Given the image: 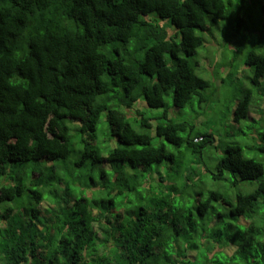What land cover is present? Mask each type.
Returning a JSON list of instances; mask_svg holds the SVG:
<instances>
[{"label": "trees", "instance_id": "trees-1", "mask_svg": "<svg viewBox=\"0 0 264 264\" xmlns=\"http://www.w3.org/2000/svg\"><path fill=\"white\" fill-rule=\"evenodd\" d=\"M257 5L254 31L246 19ZM214 30L235 53L210 60L215 77L227 73L217 84L197 73ZM223 88L231 124L227 113L203 132L177 120L173 109L209 104L208 91ZM100 137L104 149L123 145L101 154ZM164 142L218 158L181 191L113 181L107 165L138 181L136 170L176 163ZM42 160L60 168L25 179L24 164ZM54 188L64 193L41 221ZM15 215L0 229V264H264V0H0V221ZM208 223H218L212 234ZM181 242L205 250L192 260Z\"/></svg>", "mask_w": 264, "mask_h": 264}, {"label": "rangeland", "instance_id": "rangeland-1", "mask_svg": "<svg viewBox=\"0 0 264 264\" xmlns=\"http://www.w3.org/2000/svg\"><path fill=\"white\" fill-rule=\"evenodd\" d=\"M252 9L254 10V12L250 17L251 19H246L247 20V27H248L247 29L258 31V30L262 29V20H261V18L257 19V17L259 16V12H258L259 7L257 5V6L252 7ZM246 30H243L242 35L244 34V32ZM219 34H220L219 30H214L213 35L207 34V36H206V38H207L206 47H204L198 51V59L200 62V66L197 69V73L201 77H203L204 79L211 82L212 84L216 83V81L217 82L220 81V79H218V77L222 79L224 77V75L227 76L226 71H224V69H221L219 71L220 72L219 76L215 77L216 74L214 73V71H215L216 62L219 61L220 59L223 61L233 60V57L235 55L233 49L231 52L229 49L225 48V41L223 39V36L221 34V37H222V39H221ZM244 57H245L244 54H242V55H240V57L237 61L232 62L231 70H232L234 76L239 77V75H242L241 69H243L242 65H243ZM213 58L216 60V62L210 61ZM213 63H215V64H213ZM243 71H245V74H243V76H240V79L243 80V83H244L246 89H251V87H252L251 79L253 78V75H254L253 70H251L250 68H247ZM213 92H215V94L211 99L212 102L209 104H205V103L200 104L197 99H194V101L192 103L193 105L191 107L189 106L186 109V111L173 109V111L176 112V115H178L177 120L178 121H181V120H183V121H186V120L187 121H194L195 123H197L198 129L203 132V131L208 130V128L210 127L211 122L213 121L214 118H217L218 116H220L219 118L221 119L222 116H224L227 113L228 123L231 124L232 119H233V116H232L233 111L231 109H227L228 102H229L228 100L231 97L229 89H228V91H226L224 88H223V90L218 89V90H213L212 92H211V90L208 91V93L210 95ZM169 103L171 104L170 100H169ZM138 107L142 111L148 110L150 112L151 111L157 112L156 110H149V108L147 107V105H145V103H143L142 106L138 105ZM205 108L213 109L211 114L206 113V114H204L203 117H202V115L198 116V114L203 112L205 110ZM251 117L256 118L258 116L254 114V116H251ZM78 124H79V122H78ZM222 128L225 129V127H222ZM212 129H213L212 131L216 132L215 127H213ZM217 130H219V128ZM226 130H228V128ZM152 135L155 136V133H152ZM244 139H245V137H244ZM99 141L101 143V147L103 146L101 148V151H100L101 154L103 153V150L105 153H107L109 151L114 150L115 148L122 147V145H123V144L120 145L119 141L117 139H115V141H113L110 144V146H106L104 149V146L106 144H108L109 142L104 137H100ZM247 142L249 143L250 141H247ZM154 143L156 145L158 143H162V141L160 139H154ZM164 143L168 147L169 152L174 153L175 158H176V163L165 162L164 164H161V165H155L149 170L148 173H145V170H143V169L136 170L135 171L136 175H142L139 177L138 181L134 180L133 174H131L132 172L131 173L125 172V174H124V173H122V170L112 171L113 166L111 167V166L107 165L106 168L108 170H110L109 173L111 174L113 181H117V177H118L126 185L127 188L133 187L134 185L144 184L145 182L153 183V181H155L157 183H163L166 187L170 188L171 190H172V188H175V190L181 191L182 190V188L180 186L181 183H183L188 178L194 179L195 172H197V171H199V169H201V164L205 160L209 161V158H218L217 153L212 151V150L207 149L204 152V155L201 156L200 154H192L191 152H188L186 148H177L174 145H171L167 142H164ZM70 162H71V160H70ZM42 164H46L47 167H49V169H51L55 166L54 164H56V163L48 161V160H42V161H39L37 163L27 162L24 164V166L26 168V173L24 175V178L29 179V180L39 179L40 176L38 173L35 174V171L38 167H42ZM208 165H209V162H208ZM55 167H57V166H55ZM213 167H214V165H210V167H209L210 170L213 169ZM57 168L59 169L60 167H57ZM128 171H131V170H128ZM16 174L17 173H14V177L16 176ZM201 174L203 176H205L203 174V171H201ZM112 178H111V181H112ZM100 185H102V184H100ZM159 186L161 187V184H159ZM215 187H216V185L212 186V188H215ZM162 188H165V187L162 186ZM62 193H64V191L57 190L56 188L52 189V191H48L45 193V200H44L43 205L41 206V209H42V217H40L41 221H43L45 219L44 217H48L49 213L47 212V210L52 209L53 205L57 203L56 198L60 197L62 195ZM134 199L135 200L137 199L136 194L132 195L131 200H134ZM189 206H190L189 202L187 201V204L185 205V207L188 208ZM17 219H18V217L15 215L12 218V220H10L8 222H6L7 220L5 222L0 221V229H3V230L7 229L8 230L11 222L16 221ZM193 223L195 226H199L202 224V221L198 216H195L193 218ZM218 223H213V224L208 223L209 225H208L207 230L209 229V232L212 234V232H211L212 229ZM216 231H219V230H216ZM206 237H210V236H206ZM191 243L193 244V240L191 241ZM200 247L201 248H199V249H193V248H190L189 245H184L181 242L180 248L182 250L186 249L187 257L188 258L190 257L193 260L197 256H202L205 248H203L202 245H200ZM216 250H219V249H216ZM222 250H224V252H222L221 255L232 254V251H235L234 248H230V250H227V251L225 250V248H223ZM214 252H215V250H214ZM219 264H222V262H220Z\"/></svg>", "mask_w": 264, "mask_h": 264}, {"label": "clouds", "instance_id": "clouds-1", "mask_svg": "<svg viewBox=\"0 0 264 264\" xmlns=\"http://www.w3.org/2000/svg\"><path fill=\"white\" fill-rule=\"evenodd\" d=\"M220 35V38L222 39L221 37V33L219 34ZM43 165H46V164H43ZM47 166V165H46ZM63 188H57V190H62ZM63 191V190H62Z\"/></svg>", "mask_w": 264, "mask_h": 264}]
</instances>
